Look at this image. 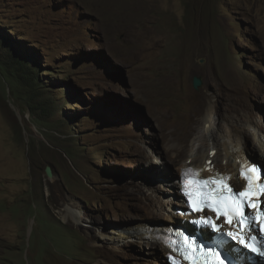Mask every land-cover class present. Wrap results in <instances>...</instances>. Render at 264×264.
<instances>
[{"label": "rangeland", "instance_id": "obj_1", "mask_svg": "<svg viewBox=\"0 0 264 264\" xmlns=\"http://www.w3.org/2000/svg\"><path fill=\"white\" fill-rule=\"evenodd\" d=\"M132 1L0 0V264H167L120 232L167 220L176 159L229 133L264 162V0H142L139 45Z\"/></svg>", "mask_w": 264, "mask_h": 264}, {"label": "snow or ice", "instance_id": "obj_2", "mask_svg": "<svg viewBox=\"0 0 264 264\" xmlns=\"http://www.w3.org/2000/svg\"><path fill=\"white\" fill-rule=\"evenodd\" d=\"M210 164V161H206V167L203 169L186 168L182 170L179 176L180 191L185 197V203L188 205V212L195 214L200 213L204 209H210L217 214V218L224 217L229 224H232L233 219H235L237 226L245 230L247 238V243L245 239L242 238L238 240V244L261 258H264V240L260 239V236L264 235V198L261 199L260 205L254 203L257 193L254 191L252 184V176L256 166L250 165L248 161L241 162L239 170L240 176L245 180L248 186L244 191H236L228 183H225L229 179L228 175L222 174L214 168H211ZM209 170L214 172V177L204 180L201 174ZM193 176L199 179L193 180L192 183L201 184L198 198H193L192 194L186 190V181ZM204 184H219V186L214 191H203ZM261 184L264 185V171L261 172ZM225 190L232 195L224 196L223 193ZM261 195L264 196V192H262ZM234 197L242 199H236ZM252 208L258 209V217L250 214ZM191 223L205 229H211L221 236L227 235L232 239H236L234 233H224L223 229L218 227L210 216H200L198 219L191 220ZM257 233H259V235ZM181 236L183 240L184 235L181 234ZM188 239L192 240V238ZM164 243L170 249L178 250L183 258L188 260L190 264H225V261H227L228 264H232V261L228 260L227 256L218 259L222 253L217 249L223 244V241H219L218 244L213 247L205 246L202 250L199 244L192 240V243H196L194 251L192 250L191 243L186 245L181 244L179 248L170 240H164ZM226 251L238 255L231 246H227Z\"/></svg>", "mask_w": 264, "mask_h": 264}, {"label": "bare ground", "instance_id": "obj_3", "mask_svg": "<svg viewBox=\"0 0 264 264\" xmlns=\"http://www.w3.org/2000/svg\"><path fill=\"white\" fill-rule=\"evenodd\" d=\"M96 1H98V2L103 1V3H104L105 6H110V4H111L110 3L111 0H100V1L99 0H96ZM143 1L142 0H134V1H132L126 7L129 10V14L126 13V14L120 16L122 22H120L119 19H118V21L121 24L118 25L117 28L118 29H122V31H125L126 34H127V36H128V34L130 36H133L132 40H133V42L136 45H139L141 43V38H144L143 37L144 35L141 32H137V33H134L133 35H131L132 34V31H133L132 30V24H133L134 20H137V19L140 20L141 18H143L146 15V13H144V11H147V9L149 8V6H147V5L144 6ZM111 5H114V4L112 3ZM112 7H114V6H112ZM151 8H152V6H151ZM113 18H115V17H113ZM142 20H140V21L142 22ZM117 28H116V30H117ZM129 31H130V33H129ZM139 34H140V36H139ZM126 38H128V37H126ZM129 39H130V37H129ZM126 42H128V41H125V43ZM127 44H129V43H127ZM209 115H210V110H207L204 113L203 117H202V121L204 122L202 124V126L207 127V118L209 117ZM185 126H183V127L185 128ZM176 134H177V132H176ZM234 136H235V134L233 136L231 134H229V133L223 134V136H222L223 139L221 141H218V143L216 145H214V148L212 150L208 149L205 152H201V154H199V155L196 154V153H192L191 152V153L187 154V156H186L188 160L187 159H184L183 161H181V159H180V161H179V159H178V161H177V159H176V162H177L176 165H177L178 171H180V168L182 166H185V165H192V166L198 167V169H203V168L206 167V161H210L211 162V164H210V167L211 168H214L216 171H218L220 173L221 172L229 173V175L231 177V183L234 186H237V179H238L237 171H238V169H239V167L241 165V162L242 161H249V158L247 157V151L245 150V148L244 147H241L239 145L238 140L236 138L235 139L233 138ZM263 138H264V136H263ZM263 138H262V140L259 138V140H260L259 142H260V152L264 156V139ZM259 142H258V144H259ZM205 144L206 143H202L201 146H204ZM172 148H173V151L176 153V157L177 156L179 157V154H181L182 152H180L178 154H177V152H178V150L181 149V147L180 146H177V145H174ZM204 173H214V172L211 171V170H209V171H204ZM171 183H172L171 185L174 186L173 187L174 188V197L176 198V200L175 199H173V200L171 199L172 200L171 201V209L168 208L166 211L165 210L162 211L163 217H165V219H167V220L164 221V222L158 221L157 223H154L152 226L148 222H141L139 224L137 223V225L135 227H133V228H125V229H123L124 231L123 232H120V236L125 235V233H126V236H124V237H127V234L129 236L130 233H132L133 235L138 236V237H140V236L143 237V236L151 235L153 232L155 234H162L163 233V230L166 229L168 226H170V221L173 220V218L177 217V215L175 213V211H176L175 206L176 205H174V204H180L179 200H180V197H181V195L179 193V180H178V178H177V180H174ZM67 214L70 215V213H67ZM76 218H77V216H76ZM188 226H189L188 225V222H185L183 224V227L184 228L185 227L188 228ZM229 246H232V244H229ZM161 248L164 251L167 252V250L163 246ZM237 253L242 258V260H245L246 261L247 258L244 255V252L238 251ZM244 256H245L246 259L243 258ZM248 258H249V256H248Z\"/></svg>", "mask_w": 264, "mask_h": 264}, {"label": "clouds", "instance_id": "obj_4", "mask_svg": "<svg viewBox=\"0 0 264 264\" xmlns=\"http://www.w3.org/2000/svg\"><path fill=\"white\" fill-rule=\"evenodd\" d=\"M188 160V159H187ZM258 163H260V166H264L261 162H258ZM262 164V165H261ZM186 167H191V168H195V169H198V167H195V166H192V165H185V166H182L181 168H180V172H179V176H180V174H181V170L182 169H185ZM238 171H239V169H238ZM238 171H237V175H238ZM226 173V172H225ZM226 174H229V173H226ZM179 176H178V180H179ZM239 177V176H238ZM179 193H180V195H181V197H180V200H179V202H180V204H181V208H178V209H182V210H185L186 209V207H187V205H186V203H185V200H184V197L182 196V193H181V191H180V180H179ZM176 214L177 215H181V214H178L177 213V209H176ZM183 216V215H182ZM182 224H184L183 222H181L180 221V223H174V222H172L171 223V225L170 226H168L166 229H164L163 231H166L168 228H170L171 226L172 227H178L179 225H182ZM157 234H155L154 232L151 234V235H147V237L148 238H153V239H155V240H158L155 236H156ZM159 241V240H158ZM164 244V243H163ZM167 247V246H166ZM169 251H170V249L167 247V253H166V260H167V264H171V262H170V260H169V258H168V253H169Z\"/></svg>", "mask_w": 264, "mask_h": 264}, {"label": "trees", "instance_id": "obj_5", "mask_svg": "<svg viewBox=\"0 0 264 264\" xmlns=\"http://www.w3.org/2000/svg\"><path fill=\"white\" fill-rule=\"evenodd\" d=\"M10 53H9V56L12 58L11 60L16 64V65H21V63H19L18 61H21L22 60V58H23V56L22 55H20V54H13L11 51H9ZM17 60V61H16ZM22 66H24V67H26L27 69H28V67L25 65V64H23L22 63ZM29 68H30V66H29ZM31 69V68H30ZM32 73H38L36 70H34V69H31L30 70V72L28 71L27 72V75H29V80L31 81V83H33L32 82V78H33V74ZM97 152V151H96ZM101 161H103V159L101 158ZM259 164V163H258Z\"/></svg>", "mask_w": 264, "mask_h": 264}, {"label": "water", "instance_id": "obj_6", "mask_svg": "<svg viewBox=\"0 0 264 264\" xmlns=\"http://www.w3.org/2000/svg\"><path fill=\"white\" fill-rule=\"evenodd\" d=\"M201 84V80L200 78L194 76L193 79H192V85L194 88H198ZM262 165V164H261ZM45 174L50 177L51 176V169L49 166H46L45 167Z\"/></svg>", "mask_w": 264, "mask_h": 264}]
</instances>
